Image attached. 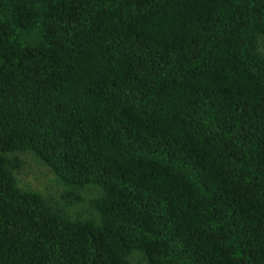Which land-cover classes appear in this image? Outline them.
<instances>
[{
	"label": "trees",
	"instance_id": "16d2710c",
	"mask_svg": "<svg viewBox=\"0 0 264 264\" xmlns=\"http://www.w3.org/2000/svg\"><path fill=\"white\" fill-rule=\"evenodd\" d=\"M260 38L264 0H0V264H264Z\"/></svg>",
	"mask_w": 264,
	"mask_h": 264
},
{
	"label": "rangeland",
	"instance_id": "374dc122",
	"mask_svg": "<svg viewBox=\"0 0 264 264\" xmlns=\"http://www.w3.org/2000/svg\"><path fill=\"white\" fill-rule=\"evenodd\" d=\"M259 50L264 56V38L259 39ZM10 156H18L22 162L20 170L16 173L17 182L20 188L37 191L52 200L59 207L63 208L70 219L87 218L92 213L89 203L98 197L101 190L97 186H89L82 191H78L81 196L80 201L68 203L63 195L69 189L62 184L53 171L35 158L31 152L15 153ZM131 261L137 264H146L140 253H134Z\"/></svg>",
	"mask_w": 264,
	"mask_h": 264
}]
</instances>
